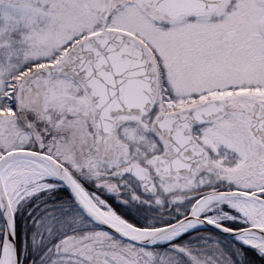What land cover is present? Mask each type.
<instances>
[{"label":"snow or ice","instance_id":"6c2138e0","mask_svg":"<svg viewBox=\"0 0 264 264\" xmlns=\"http://www.w3.org/2000/svg\"><path fill=\"white\" fill-rule=\"evenodd\" d=\"M0 264H264V0H0Z\"/></svg>","mask_w":264,"mask_h":264}]
</instances>
